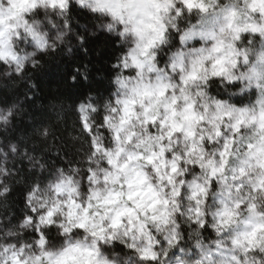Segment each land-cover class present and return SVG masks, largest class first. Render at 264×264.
Returning <instances> with one entry per match:
<instances>
[{
    "label": "clouds",
    "instance_id": "9594fccd",
    "mask_svg": "<svg viewBox=\"0 0 264 264\" xmlns=\"http://www.w3.org/2000/svg\"><path fill=\"white\" fill-rule=\"evenodd\" d=\"M74 24L115 38L111 90L63 138L0 104V264H264V0H0V88L87 55Z\"/></svg>",
    "mask_w": 264,
    "mask_h": 264
},
{
    "label": "trees",
    "instance_id": "16d2710c",
    "mask_svg": "<svg viewBox=\"0 0 264 264\" xmlns=\"http://www.w3.org/2000/svg\"><path fill=\"white\" fill-rule=\"evenodd\" d=\"M72 14L87 27H93L92 17L86 12H83L75 7L72 8ZM77 32L83 34L85 37L84 47L87 48V55L81 53L79 48L74 49V54L71 59H68L63 55V49H60L58 53L51 59L45 62V67L38 72L34 73L32 79H34L38 95L28 87L27 83H21L18 88L11 91L8 88L11 85L0 88V104H8L19 97L25 95L27 92L33 93L32 99L25 98L24 106L28 108V113L32 117V124L21 119L16 125V132H27L36 124L43 123L44 120L52 113H64V129L59 130V135L63 138L65 131L71 127L72 117L71 111L67 108L65 101L71 102L73 105L83 98L87 92H96L99 96L106 95L111 86L108 82V78L111 75V70L108 67L106 61H111L113 56L119 49L114 47L115 38L106 36L103 33L95 37L87 35L86 28H80L79 25H73ZM73 43H75L73 38ZM87 63L89 66L85 71L87 72L88 81L80 77L78 73H75V82H70L69 77L73 75V66L83 68V65ZM103 73V76L99 74ZM7 84V82H5ZM237 103L241 102L237 98ZM39 103V107L37 104ZM59 125L57 128L59 129ZM15 138V133H13ZM23 187L17 186L12 195L17 197L16 203L22 204ZM16 215L19 216L18 209H14ZM15 219V217L13 218Z\"/></svg>",
    "mask_w": 264,
    "mask_h": 264
}]
</instances>
